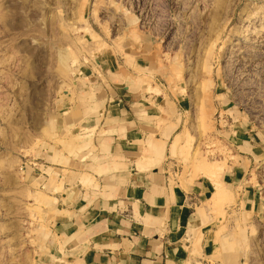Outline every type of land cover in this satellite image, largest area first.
Returning <instances> with one entry per match:
<instances>
[{
  "label": "rangeland",
  "instance_id": "1",
  "mask_svg": "<svg viewBox=\"0 0 264 264\" xmlns=\"http://www.w3.org/2000/svg\"><path fill=\"white\" fill-rule=\"evenodd\" d=\"M108 62L169 105L176 179L209 178L223 218V202H255L233 238L241 264H264V0H0V264L47 263L68 174L55 167L82 141L59 119L83 98L81 70ZM235 168L242 183L219 195Z\"/></svg>",
  "mask_w": 264,
  "mask_h": 264
},
{
  "label": "crops",
  "instance_id": "2",
  "mask_svg": "<svg viewBox=\"0 0 264 264\" xmlns=\"http://www.w3.org/2000/svg\"><path fill=\"white\" fill-rule=\"evenodd\" d=\"M108 65L81 70L83 82L75 85L83 98L68 99L59 119L82 141L66 166L55 167L68 174L66 193L54 197L61 214L51 225L46 264H188L197 237L195 264H241L245 249L233 237L250 229L255 202L246 194L237 206L225 201L223 218L209 178L176 179V164L167 160L178 122L172 126L159 110L169 105L148 92L138 70ZM243 173L226 172L224 189L238 188Z\"/></svg>",
  "mask_w": 264,
  "mask_h": 264
},
{
  "label": "bare ground",
  "instance_id": "3",
  "mask_svg": "<svg viewBox=\"0 0 264 264\" xmlns=\"http://www.w3.org/2000/svg\"><path fill=\"white\" fill-rule=\"evenodd\" d=\"M226 192L224 191V188H220V190H219V195H223V194H225Z\"/></svg>",
  "mask_w": 264,
  "mask_h": 264
}]
</instances>
